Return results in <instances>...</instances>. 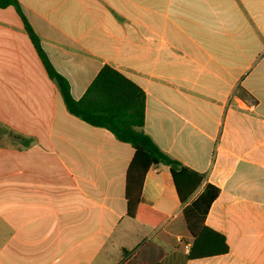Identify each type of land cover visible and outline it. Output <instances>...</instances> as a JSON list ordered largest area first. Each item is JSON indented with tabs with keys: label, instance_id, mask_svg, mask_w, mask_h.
I'll list each match as a JSON object with an SVG mask.
<instances>
[{
	"label": "crops",
	"instance_id": "obj_1",
	"mask_svg": "<svg viewBox=\"0 0 264 264\" xmlns=\"http://www.w3.org/2000/svg\"><path fill=\"white\" fill-rule=\"evenodd\" d=\"M19 1L75 99L106 64L143 88L144 131L206 176L196 195L220 190L206 225L229 253L188 258L168 166L150 168L142 190L166 219L127 215L134 149L68 113L11 6L0 8V42L22 69L10 81L29 115L0 108V124L23 137L0 135V264H264V0Z\"/></svg>",
	"mask_w": 264,
	"mask_h": 264
},
{
	"label": "trees",
	"instance_id": "obj_2",
	"mask_svg": "<svg viewBox=\"0 0 264 264\" xmlns=\"http://www.w3.org/2000/svg\"><path fill=\"white\" fill-rule=\"evenodd\" d=\"M14 7L23 21L51 81L55 83L69 114L92 127L109 130L115 138L131 145L134 156L126 173L125 198L127 215L137 221L158 227L166 215L147 207L142 202L145 176L150 168L165 165L170 168L178 198L183 206L182 216L191 235L188 254L190 260L221 256L229 253L225 235L206 225V218L220 190L204 184L206 176L166 154L153 138L144 131L146 93L121 71L106 64L91 82L80 99H75L69 80L53 65L43 48L41 38L29 22L19 0H0V8ZM15 141L22 136L10 134ZM28 146L31 141L25 140Z\"/></svg>",
	"mask_w": 264,
	"mask_h": 264
},
{
	"label": "rangeland",
	"instance_id": "obj_3",
	"mask_svg": "<svg viewBox=\"0 0 264 264\" xmlns=\"http://www.w3.org/2000/svg\"><path fill=\"white\" fill-rule=\"evenodd\" d=\"M30 46H31V48H33L31 43H30ZM10 53H11L10 44L8 42H0V108H4L7 115H10L11 112H9L7 109L9 107L14 106L15 108L19 109V111L15 112V114H20V112H21V113H24L26 115H29V112H26L27 110L25 111V109H23L24 108L22 105L23 95L19 91V89H21L20 88L21 86L15 85L16 87L20 86L17 89L11 85L9 72L13 71L14 73H12V74H14L15 76L21 77L22 69L19 67H15L12 70L10 69V65L7 63V60L9 59V56H7V55ZM36 59H37V62L39 63L38 57ZM37 62L35 61V64L38 65V69H39V64ZM40 69L38 70V72H39V75L41 76ZM46 76H47V74H46ZM22 111H24V112H22ZM39 112L41 115V108H40ZM30 116H32L31 113H30ZM30 118L33 119V117H30ZM10 134H17V135L21 136L20 133L10 131L6 127H4L0 124V135L1 136L7 135L10 137Z\"/></svg>",
	"mask_w": 264,
	"mask_h": 264
}]
</instances>
